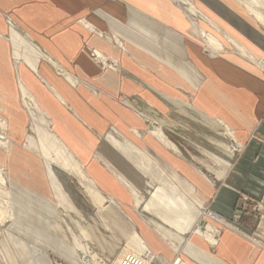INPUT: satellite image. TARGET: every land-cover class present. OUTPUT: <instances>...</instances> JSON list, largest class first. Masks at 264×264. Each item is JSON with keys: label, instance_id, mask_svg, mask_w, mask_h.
I'll use <instances>...</instances> for the list:
<instances>
[{"label": "crops", "instance_id": "0c3cea01", "mask_svg": "<svg viewBox=\"0 0 264 264\" xmlns=\"http://www.w3.org/2000/svg\"><path fill=\"white\" fill-rule=\"evenodd\" d=\"M259 1L264 4V0ZM15 30L23 32L30 41L28 63L35 68L31 73L39 78L31 82L30 88L36 106L54 129L74 145L94 144L90 146L91 155L95 152L104 159V151L112 153L105 148V140L97 141L110 130L127 138L124 142L110 133L117 145L168 146L148 133V122L137 112L150 110L161 119L163 113H174L160 94L188 103L230 129L240 146L229 161L224 159L226 156H218L224 168L205 178L189 162L190 158L180 153L175 137L166 132L167 128L177 130V125H160L176 146H169L172 152L165 154L176 176L165 172L178 190L183 194L197 193L207 207L236 223L238 229L221 222L213 240L217 219L207 216L205 221L211 227L207 234L195 231L183 240L179 251L178 247L165 251V244L157 245L160 240L152 234L149 241L155 243L162 256H170V264L176 258L185 264H264V248L247 235L260 233L264 221L254 211L246 210V203L239 197H256L264 189V73L252 62L264 67V23L242 0H0V115L3 110L7 113L1 118L7 123L6 145L9 144L0 146V196L10 201L8 211L13 215L11 221L4 219L0 225V264H53L46 252L37 254L36 259L28 254L27 234L31 232L30 237L37 241L49 231L58 239V231H62L55 225L57 231L50 221L53 203L45 196L49 181L42 184L39 171H27L34 167L26 166L34 160L29 148H24V155H15L16 160L8 155L9 148L18 152V145L13 142L26 134L29 112L22 107L19 97L20 69L13 58ZM204 32L217 37L222 48L206 45ZM92 50L104 63L108 58L115 59L117 69L102 66L91 55ZM153 122L159 125L158 121ZM142 133L151 135L150 139ZM180 136L197 144L189 136ZM35 144L39 148L38 139ZM37 159L38 169L45 167L41 176L49 180L42 157ZM118 159L121 156L115 154L113 160L119 162ZM151 160L148 168L158 164ZM120 166L131 172L123 162ZM17 167L29 175V182L27 178L18 180L14 174ZM146 173L145 176L152 175L149 169ZM106 187L116 199L112 193L116 194L118 189ZM144 187L172 195L169 189H159L156 182ZM27 188L29 198L43 210L33 214L42 232L29 226L34 217L27 210L18 212L22 204L19 205L15 193L23 194L20 198L29 203ZM119 193L122 196V190ZM191 204L199 208L200 214L202 204ZM123 208L140 223L126 205ZM198 217L199 223L201 216ZM61 240L65 244V238ZM62 243L56 241V247L68 255ZM51 245L46 239L45 247Z\"/></svg>", "mask_w": 264, "mask_h": 264}, {"label": "rangeland", "instance_id": "374dc122", "mask_svg": "<svg viewBox=\"0 0 264 264\" xmlns=\"http://www.w3.org/2000/svg\"><path fill=\"white\" fill-rule=\"evenodd\" d=\"M237 1H239V0H237ZM185 6L187 7L186 4H185ZM195 13L197 14V12H195ZM251 14H253V13L251 12ZM14 32L17 34V37L15 38L16 40L15 39L14 40L16 42H18L19 44H21V47H22L20 55L24 61L28 62L29 61L28 59H29V42L30 41L26 36H24L25 34L23 32H20L18 30H15ZM200 35L202 38L201 33H200ZM6 37H7V34H5V38ZM201 38H200V40H201ZM205 43L207 45V42H205ZM91 55L102 66L117 69V62L115 59H113V58L109 59L108 58L107 62L104 63L101 58L96 56V54L93 50L91 51ZM261 60L264 61V59H261ZM252 62L258 67L260 72L264 73V67H262L257 62H254V61H252ZM18 71H20V70H18ZM21 72H22L23 77H26V74L22 70H21ZM94 90H96V88ZM19 97H20V102H21L22 107L25 110H27L26 108H28V107L22 101L21 96H19ZM27 112H28V110H27ZM37 113L38 112H36V114L34 115V114H30L28 112L26 125H25L26 130H27L26 134L20 140L17 139L13 142V143H16L18 145V149H17L18 152L16 153L15 152L16 150L14 151L13 149L9 148L10 151H9L8 155L12 154L11 156L12 157L14 156V159H16L15 155L22 156L25 154L24 148H29V155H33L34 160H29L30 161L29 163H31V162L32 163L31 164L26 163L27 164L26 166L31 168V166L34 165V167L31 169H28L27 171L28 172L29 171L30 172L39 171V173H41V175H42V174H44L43 172H45V170H44L45 167H44V169H38V166H37V164H39V162H38L39 160L37 158H40L41 154H40L38 146H36V144H35V141L37 140V135L35 133L34 123H37L38 125H40L42 127H44V125H46V124L37 120ZM6 114L7 113H5V111L3 110V112L1 113L0 116H5ZM162 117L164 118V120L166 118H168V120H166V121L170 122L171 126L176 127L175 125H177V127H178L177 130L173 129V128H167L166 132L169 135H172L173 137H175V139L177 140V143H178V147H179L178 149H179L180 153H183L184 155H186L187 159L190 158V159H188L189 162L191 164H193V166L197 169V171H201L204 173V174L200 173V175L207 178L208 173H209V175L213 176V173H215L218 168H220V169L224 168L225 164L220 162V160L217 159L218 156L212 154L211 151H208L207 149H205L202 146L203 144L201 145V143H198V142H197V144H192V143L186 141V139H184L182 136H180V135L190 136V138L197 136V137H200V141L201 140L203 141V137L198 135L196 128H194L193 126L190 127V126H185V125L181 124L182 120L180 119L179 121H177L178 118H176L177 116L175 117L174 113H172V114H170L169 112L163 113ZM172 117H173L174 121L172 120ZM175 119H176V122H175ZM45 122H47V121H45ZM175 123H177V124H175ZM48 125H49V127L51 126L49 123H48ZM217 125L221 127L220 129H222V128L224 129V127H222L219 123H217ZM52 130L53 129L51 128V130H48V131H51L50 133L53 134ZM174 130L176 133L174 132ZM55 131H57V130L55 129ZM166 132L163 129V133L168 137ZM1 133L2 132H0V134ZM110 133H113V137L115 136L116 138H118L121 141L125 142L127 139V138L125 139L124 136H120L119 133H115L114 130H110V132L108 131L105 138L102 136L98 137L97 141L99 143H101L102 141L105 140L106 141L105 148L112 150V153H107L106 151H104V155H105L103 157L104 159L100 158L99 157L100 154H96L95 152L93 153V155H91L90 146L93 147L94 144L93 145L76 144L77 145L76 146L64 136L65 140L68 143L67 149L69 151L67 150V152L71 155V157H73L74 159L76 158L75 160H77V162L79 161L78 164H80V165L82 164V166H83L82 168L87 169L89 172L95 174L94 176L96 178H99V179H96V182L94 181V184L97 185L103 192H106V193H108V191H109V193L111 192L106 187L107 185H111V187L118 189L116 194L112 193V195H114V197H117L114 200L117 201L122 206V208H123V204L126 205V207L129 209V211H131L135 215H137L140 223L137 224L135 218L133 216L131 217L129 215V213L126 212V210L124 208H123L124 212L119 211L120 208H118L116 205L115 206L113 205V208L115 210L116 209L117 210L115 211L114 216H112V214H110L107 210L102 209L97 204H91L88 201L89 196L87 198L84 195V193L80 192L79 197H77V199H74V200H71L70 198L68 199L67 192H66L68 189H71V191H73V190L80 191L79 188L74 186L75 181H76L75 179H77V175L75 174V172L73 173L72 170L71 171L69 170V176H70L69 179L71 181L69 182L68 188L65 186H62L59 182H58V185H59L58 188L61 192H63L66 195L65 200L67 199L66 202L70 206V208H68L69 211L72 214H74V216H76V218L79 217L78 219L80 221H82V224L87 223L89 225H95L97 231L99 232L98 234H102V235L106 236L105 237V236L100 235V237H103L104 238L103 240H105L104 245L98 243L96 238H95L96 241L93 240V243L97 247V250L99 252L96 255V257L94 258V261L97 264L102 263L104 261H106L109 264L110 263H112V264H170V262H171V259H169L170 256H167L168 255L167 253H166L167 257L162 256V252L155 249V246H154L155 243L149 241V238L151 236L150 234H152L153 236H156L160 240L157 242V245L160 246L163 243L165 244L164 245L165 251H166V249L171 250V251L173 250V248H174V246L172 244L173 242H175L177 244V247H178L177 250L179 251V249L182 248L181 244H182L183 240H185V238H187L189 235L192 236L193 234H195L194 233L195 232V228H194L195 224L192 226V229L189 232L184 233V236H183L184 238L181 241H180V239L178 240L177 237L175 238L176 235H174V236L173 235L172 236L164 235L160 231V229H162V228H165V229L169 228L170 224H169V222H167L168 220L161 217L160 214H157V215L155 214V211L160 213L161 209H159L158 205L155 203L154 196H151V194L149 192V190H152V189H149V188L144 189L145 188L144 186L146 184L152 185L153 183L156 182V185H159V189H162V183H161L162 179L160 176L159 177L154 176L151 168L150 167L148 168L149 161L145 160L143 158L148 157V155H149L150 158L152 157L153 159H155L158 162V164L165 169L166 172H168L170 175H173L175 177L176 171L168 163V159L165 156V154H168L169 152H172V151L169 148V146H162V145L159 146V145H154V144L117 145L115 142H113V140H117V139H112L113 137L110 138V136H109ZM149 134H143V136L145 135L148 137V139H150L149 136H151L152 134L151 135H149ZM130 135L132 136V134H130ZM0 139L2 140L3 138L0 137ZM6 146H9V144ZM115 154H118L121 156V159L117 160L119 162H115L113 160ZM6 155H7V153H6ZM123 155L128 160L125 159ZM3 157H4V155H3ZM221 157H224V156H221ZM191 159H192V161H191ZM202 159H205V160L202 161ZM11 161H13V160H11ZM80 161H81V163H80ZM122 162L126 165L125 167H127V169L131 171L130 173H129V171L124 170L122 168V166H120V163L122 165ZM16 163L20 164L19 162H16ZM44 163L46 166L47 162L44 161ZM146 166H147V168H145ZM17 168L18 169H16V172H14V174L18 178V180L23 181L24 179L26 180V178H27V181L29 182V175L27 176V173L21 167H17ZM148 169H149L150 173L152 174L151 176H145L147 174L146 172H148ZM46 174H47V172H46ZM123 174H125L126 176H124ZM41 175H40V178H41L42 184L43 183L47 184L48 181L50 183V178L48 180V177H46V176L42 177ZM101 178H103L102 180L106 181L107 184H103L100 181ZM209 179L211 180V176H209ZM216 179L217 178L213 179L212 181H215ZM86 183H87V180H86ZM18 184H19V182H18ZM20 185H22V184H20ZM182 187H183V189L185 188L184 185H182ZM18 190H19V188H18ZM119 190H122V196L119 193ZM15 194H17V195H15V197L17 198L19 205L22 204V206L20 208H18V212L20 213V212H27L28 211L29 216L34 217V220L30 221L31 223H29V226H34L38 231L41 230V232H42V227L40 226L39 221L37 219H35V216L33 214H36V213L41 214V212L43 210L38 205H36L37 203L35 204L32 201V198L31 199L29 198V203H24L25 202L24 199L20 198L23 194L21 195V193H19V192L18 193L16 192ZM159 194L162 196H169L170 192H161ZM187 194H188V197H187ZM184 195H185V198H188L190 203L192 202L193 204H196V205L202 204V206L200 208L201 211L199 214V216H201L200 218L204 217L203 218L204 220L208 219V217L210 219H211V217L217 219V223L214 224L217 227L215 228L216 231L213 233V236H214L213 240H215V236L218 234V231H219L218 226H221L222 223H224L226 225H230V226H232V225H234L235 227L237 226V229H238L239 226L236 223L227 220L221 214H218L217 212H215V211L211 210L209 207H207L206 203L202 200V198L200 196L199 197L197 196V193H195V192L194 193L193 192H191V193L184 192ZM80 196L82 198H80ZM141 197L145 200L143 203L144 205L146 202L147 203L150 202V204L148 203L149 209L146 210L144 207L139 206V204L136 202L135 199H138ZM239 197L242 201H244L246 203V206H247V208H245L246 210H249L252 212L254 211L257 214L256 215L257 218L262 219L264 221V189L260 194H257L256 197H252V196H249L246 194H239ZM118 198L121 199L123 204L119 201L120 199L117 200ZM51 199H52V195H51ZM52 201H54V198L52 199ZM248 201H249V203H247ZM245 203H242L244 207H245ZM181 205H182V203H181ZM29 206L30 207L33 206V208L29 209ZM52 206H50V210H49L50 221L54 225L55 228H56V226H58L57 227L58 230H59V226H60L62 231L59 232L56 228V230L59 233L58 239H55L49 231V234L48 233H42L45 236V238L43 235H41L43 237H39V239L37 241H35L33 237H30V235L32 233L29 232L30 234H27V235H29L28 236L29 240H27L28 241L27 243H28V246L30 247V252L28 254H30L31 257L36 259L37 254L46 252L48 254V256L50 257L53 264H88L86 262L84 256L82 255L81 250L77 247L74 240H72L71 236H72V231H74V230L72 228H68L67 226H65L63 219H62V216L58 212L57 206H55L54 209L52 208ZM1 220H2V222L4 221L3 219H1ZM8 225H9V223H6V226H8ZM6 226H4V227H6ZM121 226L123 227L124 233L122 231ZM262 227H263V229L261 228V232L258 234H254V233H248V234L246 233V234L252 240L257 242L258 245H260L261 247L264 248V225L263 224H262ZM150 229H152V232L149 231ZM110 234L113 237L110 236L111 237L110 238L108 236ZM60 237L65 238V240H63V242H65V244L62 243V240ZM178 237H180V236H178ZM46 239H49V243L52 244L51 246L45 247ZM56 241L58 243H62V247H64V249L67 251L68 255H70L69 257L71 259H73L74 261H72V260L70 261L68 259V255L63 254L62 248L56 247V244H55ZM210 242L213 243V241H210ZM35 243H38L39 246L36 245ZM93 251L94 250H92V252Z\"/></svg>", "mask_w": 264, "mask_h": 264}, {"label": "bare ground", "instance_id": "6f19581e", "mask_svg": "<svg viewBox=\"0 0 264 264\" xmlns=\"http://www.w3.org/2000/svg\"><path fill=\"white\" fill-rule=\"evenodd\" d=\"M183 1L186 2V0ZM242 1L251 10H253L256 13V15L258 16L259 20H261V22H264V4H262L259 0H242ZM186 4L187 7L190 8V10L194 11V8L189 3ZM204 36L206 42L211 47L215 49L222 48V45L220 44L218 38L215 37L213 34L204 32ZM15 40L13 39V58L17 63V67L20 69L19 87L21 91L22 101L28 107L26 109L29 111L30 114L35 115L36 112H38L37 120L46 124L44 125V127H42L37 123H34L38 144H39V151L43 161L47 162L46 169L48 170L47 173L49 174V178H50L49 188L45 190V196H47L49 201L53 203L54 207L57 206L58 212L62 216L65 226H67L68 228H72L74 230L72 231V236H71L72 240H74L77 247L81 250L82 255L84 256L86 262L88 264H97L94 261V258L99 252L97 250V247L94 245L93 240L96 241L97 239L98 243L102 245H104L105 240H103L104 239L103 237H100V235L102 234H98L99 232L97 231L95 225H89L87 223L82 224V221L78 219L79 217L76 218V216H74V214H72L69 211L68 208H70V206L66 202L67 199L65 200L66 195L59 190L58 182L62 186L68 188L69 182L71 181L69 179L70 178L69 170L70 171L72 170L73 173L75 172V174L77 175V179H75L76 181L74 186L79 188L80 191H75L73 189H72L73 191H71V189H68L66 191L68 199L69 198L71 200L77 199V197H79V194L81 192L84 193V195L87 198L89 196L88 201L91 204H97L102 209L107 210L110 214H112V216H114L115 211L117 210L113 208V205L114 206L116 205L118 208H120L119 211L124 212V210L122 209L121 205L117 203L109 193L103 192L97 185H95L94 181L96 182V180L93 178L90 172L87 169L82 168L83 167L82 164L81 165L78 164L79 161L77 162V160H75L76 158L74 159L73 157H71V155L67 152L68 143L65 140V137L55 131L53 125L50 123L49 120L46 119L42 111L37 107L38 105L36 106L33 97L31 95L30 88H31V82L33 83L34 81L39 80V78L35 74H32L35 71V68L32 65H29L28 63L29 61L26 62L22 59L20 55L22 48L21 44H19ZM21 70L26 74V77H23ZM160 97L169 107L173 109L175 117L177 116L178 120L180 119L182 120L181 124L190 127L193 126L194 128L197 129L198 135L203 137V141L201 145L203 144L202 146L205 149L211 151L212 154L216 156H226L224 157V159L226 158V161H229L231 156L240 146V144L234 138L233 133L230 129L226 127L224 129L223 128L220 129L221 127L217 125L218 122L215 118L198 111L194 106L188 103H183L178 99L171 98L164 94H160ZM135 110L137 111V109ZM137 112L143 115L142 117L145 118V120L148 122L147 131L150 134L159 138L161 141H164L168 146L176 149V146L173 144L172 140H170L163 133V128L161 126L162 125L164 127L169 126V123L164 121L163 117L161 119L150 110L143 109L142 112L140 111ZM153 121L156 122L158 121L159 125L154 124ZM48 123L51 125L50 127ZM6 126H7L6 121L0 116V132H2L0 134V137L3 138L2 140L0 139V146H5L8 143V136L5 132ZM51 128L53 129L52 130L53 134L50 133L51 131H48L51 130ZM133 129L137 131V129L135 128ZM192 140H195L196 142L200 143V137L197 136L192 137ZM143 159L148 160L149 164L150 163L152 164V160L149 156L144 157ZM152 166H154V168ZM152 166H150V168L154 176L157 177L160 176L162 179L161 181L162 188L167 190L169 189L172 194L169 196H162L158 192L149 190L151 196H154L155 198V203L158 205L159 209H161L160 213L155 211V214L156 215L160 214L161 217L168 220L167 222H169L171 227V228L169 227L170 229L162 228L160 229V231L164 235H169V236L176 235L175 238L177 237V239L178 240L180 239L181 241L183 239L184 233H187L189 230H191L193 224L195 223L196 224V226L194 227L195 231L206 235L207 231L211 228L210 223L208 222V220L207 221L204 220L203 223H198L197 220L199 218L198 217L199 208L197 209L193 207L192 204L189 201H187L185 195L182 192H180V190H178L179 189V187L177 188L178 185L176 186V184L172 181V178L165 172L163 168H161L157 163H155V165ZM2 182H3V178L0 174V183ZM27 195L29 198V188H27ZM51 195H52V199L54 198V201H52ZM80 198L82 197L80 196ZM135 200L139 204V206L144 207L146 210L149 209L148 203L150 204V202L148 203L146 202L144 205L143 203L145 200L142 197ZM9 203L10 201L0 196V225L2 224L1 219L3 220L7 219V221H11L13 219V215H10L8 211ZM121 228L123 231L122 226ZM108 236L110 237L112 235L110 234ZM172 244L174 248H177V244L175 242H173ZM92 250L94 251L92 252ZM99 264H109V263L104 261ZM172 264H185V263L181 261L179 258H176L174 262H172Z\"/></svg>", "mask_w": 264, "mask_h": 264}, {"label": "water", "instance_id": "95a60500", "mask_svg": "<svg viewBox=\"0 0 264 264\" xmlns=\"http://www.w3.org/2000/svg\"><path fill=\"white\" fill-rule=\"evenodd\" d=\"M204 222V219L203 218H200L199 219V223H203Z\"/></svg>", "mask_w": 264, "mask_h": 264}]
</instances>
